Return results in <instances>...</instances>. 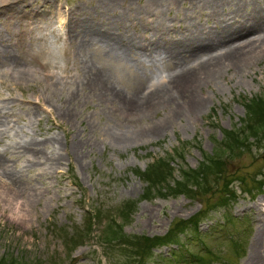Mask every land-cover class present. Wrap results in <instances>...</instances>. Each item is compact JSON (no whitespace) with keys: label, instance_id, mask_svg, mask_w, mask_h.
<instances>
[{"label":"rangeland","instance_id":"1","mask_svg":"<svg viewBox=\"0 0 264 264\" xmlns=\"http://www.w3.org/2000/svg\"><path fill=\"white\" fill-rule=\"evenodd\" d=\"M146 1L121 0L116 6L117 13L125 11L120 24H126L129 33L135 28L170 45L189 39L195 26L221 30L210 0H169L174 3L150 6L151 12L158 11L155 16L140 12L148 8ZM261 5L264 0H224L217 9L221 15L238 17ZM111 14L99 0H0V108L10 118L0 135V157L20 173L17 190L11 188L17 198L0 190V257L8 254L22 264H52L46 259L57 264H141L143 260L171 264L172 251L182 249L177 244L154 247L152 256L143 254L140 263L139 255L133 258L131 251L103 238L107 222H123L122 205L129 201L133 209L123 225L127 235L157 239L188 221L189 227L180 234L185 257L191 259L194 252L205 257V264L260 260L264 122L249 104L264 99V52L252 56L247 71L230 66L216 81L204 84L198 91L204 102L193 118L182 113L172 118L165 132L138 137L135 130L155 124L170 108L145 114L131 127L124 121L127 111L122 100H101V87L89 86L91 76L96 69L103 70L122 92L133 93L143 78L164 82L175 64L164 59L138 65L132 57L118 58L88 43L79 44L75 17H102L106 23ZM142 15L147 21L156 19L142 23ZM13 61L24 71L22 77L10 71ZM252 123L258 126L256 134L245 129ZM114 130L135 135L124 145L115 141ZM231 132L237 134L234 141L242 140L232 150L224 144ZM29 143L36 146L34 152L21 153L19 145ZM181 150L183 158L177 156ZM51 151L61 157L59 164L45 159ZM211 155H220L222 167L211 176L212 187L206 193L144 196L148 184L139 171H146L159 157L169 160L175 178H180L181 163L197 168ZM77 233L81 238L68 245L66 237Z\"/></svg>","mask_w":264,"mask_h":264},{"label":"bare ground","instance_id":"2","mask_svg":"<svg viewBox=\"0 0 264 264\" xmlns=\"http://www.w3.org/2000/svg\"><path fill=\"white\" fill-rule=\"evenodd\" d=\"M120 1L99 0L103 9L107 8L112 11L106 23L102 17L74 16L79 22L78 26H80L77 31L79 36H81L79 37V44L88 43L90 46L101 48L108 54L110 53L118 58L132 57L138 65H143L146 61L156 63L164 59L175 64V69L167 76L168 78L164 82L153 83L154 77L143 78L139 81L133 93L122 92L115 80L110 75H106L103 70L96 69L94 75L91 76L90 87L96 86L97 90L99 87H104V89L108 90V92H102L101 88L100 91L98 90L101 100L113 101L114 98L122 100L123 107L127 111L124 121L131 127L135 126L140 118H144L145 114L156 113L161 108H170L168 113L160 117L155 124H151L152 126L149 125V127L135 130L138 131L135 133L136 135L134 134L135 136L146 137V135H157L165 132L167 126L173 124L172 118L181 116L182 113L193 118V116L198 114L204 102L203 96L198 92L204 84L207 85L212 81H216L221 76V72L230 66L234 67L237 72L243 73L247 71L251 64L252 56L264 52V5L253 7L242 15L238 13V20V17L218 13L217 7L220 4L223 5L224 0H210L212 13L215 14L214 21L220 23L221 30H205L200 25L195 26L190 29L191 36L189 39L176 40L172 44L167 45L165 41L162 42L156 37L152 38L144 35V33L137 31L135 28L133 29L134 33H129V30H126V24H120L125 13L124 9L119 13L116 11V6L120 4ZM167 1L169 2L167 4L174 3L169 0H147L148 4L146 7L148 8L144 7L140 9V12L147 13L148 16H155L158 11H155L156 13L151 12L153 9L150 6L160 8ZM245 1L241 0V2ZM140 20H142V23L150 22L147 21V16L143 17V15ZM222 22H225V24ZM120 25L121 30L118 28ZM153 30L157 31L158 28ZM252 31H255L258 35L249 37L248 34ZM244 35L247 37L240 39V42L237 43V38ZM228 41H231V43L228 44ZM6 51V48H3V52ZM186 51H190L189 53L193 60H190ZM132 53L137 56H133ZM5 58L6 61H10V55L6 54ZM10 67V71L16 72V76L22 77L24 74L17 61H13ZM144 85L146 89L142 90ZM81 94L82 92L78 91L77 97H80ZM112 94L111 98L110 95ZM66 113L71 115L68 111ZM9 120L10 118H8L6 112L0 108V135L5 134ZM134 135L132 136L127 130H114L113 137L117 143L125 145L133 139ZM78 145V143H75V148ZM19 147L21 148V153L26 151L31 154L36 146H32L29 143L19 145ZM50 153L45 155V159L52 165L59 164L61 157L54 151ZM40 156L43 155L40 154ZM18 173L19 171L16 172L8 168L6 161L0 157V190L11 195V199L17 198L15 192H11L13 191L11 188L17 190L18 184H20V178L18 177L20 173ZM258 232L257 235L262 239L264 232L260 230ZM252 249H254V245ZM258 259L260 260L247 264H264V253L259 255Z\"/></svg>","mask_w":264,"mask_h":264},{"label":"trees","instance_id":"3","mask_svg":"<svg viewBox=\"0 0 264 264\" xmlns=\"http://www.w3.org/2000/svg\"><path fill=\"white\" fill-rule=\"evenodd\" d=\"M255 100L256 99L252 100V103L255 102L254 104H249V110L251 111V108H253V113L254 111H258V113L261 115L259 117L262 118V122H264V118L262 117L264 114V110L260 112L261 110L259 109L262 108V102H264V99L261 98V103L259 104H257L258 101ZM255 118L257 119V117ZM248 126L249 127H245L246 131H250L251 133L256 134L258 126H253V123L249 124ZM259 130L261 129L259 128ZM236 136L237 134L233 132H231L230 135L226 136L227 143L224 142V144L226 146L228 145L227 148H229L230 150L234 149V146L239 145L242 142L241 139H237L234 141V138H236ZM177 156H181L183 158V150H181L180 153L177 154ZM219 158L220 155H218V157L216 155L205 156V158L203 159V161H201L200 165L197 168L184 167L180 162L181 166L179 172H181V175L180 178H175V167L171 164V162H169V160H166L164 157H159L158 159L153 161L150 166H148L146 171H139V174L142 175L144 181L146 182V184H148L144 196L146 198L159 195L166 197L170 195H180L182 193L188 197H197L206 193L212 187L210 185L211 176L218 174L222 167L221 159ZM259 180H261L260 185H262V183L264 184V178H261ZM224 202L226 203V200ZM128 203L130 202L128 201L126 202V204L122 205L123 207L121 209L120 215L123 219V222L113 221L107 222V224L105 225L103 235V238L105 240L116 242L119 245H122L123 247H125L124 249H126L127 251H131L133 258L135 255H139L138 259H140V263L142 262L141 256L143 254H145L146 256H152L154 247H160L162 244L172 245V243L177 244V246H180L182 249H174V251H172L169 258V262L171 264H183V261L186 262L185 264L206 263L205 257L197 255L194 252H191L189 254L191 256V259L185 257L182 253L183 248L186 246L184 245V243H182V237L180 236V234L184 230H186L187 227H189L188 224H186V222L188 223V221H185L182 224L177 225L176 227H172L168 233L161 235V237H156L157 239H152V237L148 239L144 236L137 237L133 235H127L124 231L123 225L124 222L128 221V219L130 218V209H133L131 206H129ZM191 223L197 225L196 221H191ZM92 224L93 223L91 221L88 223V226L86 228L88 231H90ZM79 238H81V234L77 233L76 237H73V235H71V238L66 237V241L68 242V245L72 246L76 242V239ZM238 247H240V245H236V248ZM193 256L194 258H192ZM46 261H49L52 264H57V262L55 263L54 260L46 259ZM134 261L135 259L133 260V262ZM0 264L22 263L21 261L17 260L16 257L6 254L0 257ZM23 264L26 263L24 262ZM141 264H145V261L143 260Z\"/></svg>","mask_w":264,"mask_h":264},{"label":"water","instance_id":"4","mask_svg":"<svg viewBox=\"0 0 264 264\" xmlns=\"http://www.w3.org/2000/svg\"><path fill=\"white\" fill-rule=\"evenodd\" d=\"M263 157H264V152H263Z\"/></svg>","mask_w":264,"mask_h":264}]
</instances>
